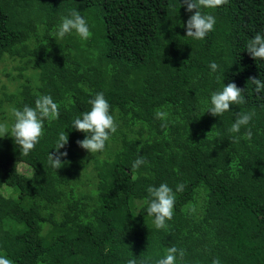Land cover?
I'll use <instances>...</instances> for the list:
<instances>
[{
    "label": "trees",
    "instance_id": "trees-1",
    "mask_svg": "<svg viewBox=\"0 0 264 264\" xmlns=\"http://www.w3.org/2000/svg\"><path fill=\"white\" fill-rule=\"evenodd\" d=\"M74 9L92 36L56 39ZM205 11L217 23L198 41L181 26L191 15L183 0H0V63L14 61L3 67L0 123L10 129L9 109L34 106L41 94L59 107L28 154L0 138V253L14 264H156L176 246L185 250L180 264H264V94L249 81L264 79V61L244 49L264 30V0ZM223 82L245 89V103L220 118L206 110ZM96 92L118 128L90 154L77 144L85 134L68 127ZM233 111L255 112L251 137L228 132ZM63 129L68 156L55 170L47 154ZM137 155L146 164L133 171ZM161 182L184 187L172 219L156 229L144 201L147 186Z\"/></svg>",
    "mask_w": 264,
    "mask_h": 264
},
{
    "label": "clouds",
    "instance_id": "clouds-1",
    "mask_svg": "<svg viewBox=\"0 0 264 264\" xmlns=\"http://www.w3.org/2000/svg\"><path fill=\"white\" fill-rule=\"evenodd\" d=\"M225 0H183V5L189 15L186 22L181 26L186 30V37L192 40L202 41L212 32L217 23V18L212 12L205 9H215ZM193 9L195 11L193 12ZM181 23V22H180ZM92 25L89 20L82 16L79 11L72 10L68 15L62 16L56 26V39L65 38L66 35H75L79 40L86 41L92 36ZM244 49L256 61H264V30L257 31L245 43ZM211 73H216L218 65L215 61L209 63ZM249 81L255 86L256 93L264 94V79L250 77ZM245 89H241L234 82L225 84L223 82L220 89L210 92L207 102V113L212 116L222 117L230 111V105H240L245 103ZM258 99H264V95H258ZM90 109L81 112L72 121L69 129L80 131L85 134L84 138L77 141L79 147L87 150L90 154L103 152L110 142L113 134L117 132L118 124L115 118L114 109L109 104L104 92H96L88 100ZM232 111V110H231ZM9 112L12 117L10 129L7 123H0V138L8 135L13 138L14 143L19 147L20 152L28 154L39 143L44 135L45 122L52 121L59 117L58 103L50 94L39 95L34 102V106L24 104L22 107H11ZM234 112V111H233ZM235 116L231 122L228 132L240 134L241 129L251 137L250 122L254 111L234 112ZM166 112L157 111V119H165ZM65 129L57 133V137L51 149L54 152L47 154L48 165L52 169H59L65 163L64 158L68 156L65 146L68 144L69 136ZM239 135L230 136V140L236 141ZM61 149H65L61 151ZM146 164L144 156L137 155L132 161L131 169L139 170ZM135 178V177H134ZM183 184H177L175 190L166 182L157 185H149L146 188L147 197L144 203L147 205L146 212L152 218V223L156 229L166 227L174 215L176 193L183 190ZM185 256L183 248L170 246L165 254L156 261V264H180ZM0 264H14L7 255L0 253ZM126 264H137V259L131 258ZM140 264H149L148 260H141ZM212 264H220L219 260L213 259Z\"/></svg>",
    "mask_w": 264,
    "mask_h": 264
},
{
    "label": "rangeland",
    "instance_id": "rangeland-1",
    "mask_svg": "<svg viewBox=\"0 0 264 264\" xmlns=\"http://www.w3.org/2000/svg\"><path fill=\"white\" fill-rule=\"evenodd\" d=\"M14 63V61H9V62H7L6 64L5 63H0V78H1V82H0V84L2 83V82H7V80H8V77L6 76V74H4V70H3V67L5 66V65H8L9 66V68L12 66V64ZM21 81V79L20 78H18L17 79V81H16V84L18 83V82H20ZM10 85V87H11V89L13 88V84L12 83H10L9 84ZM16 86V85H15ZM14 90H15V88H14Z\"/></svg>",
    "mask_w": 264,
    "mask_h": 264
}]
</instances>
